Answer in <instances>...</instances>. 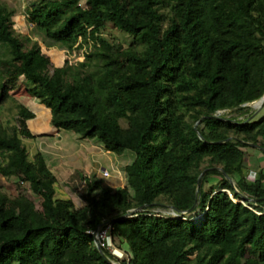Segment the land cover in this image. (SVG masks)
<instances>
[{"label": "trees", "instance_id": "obj_1", "mask_svg": "<svg viewBox=\"0 0 264 264\" xmlns=\"http://www.w3.org/2000/svg\"><path fill=\"white\" fill-rule=\"evenodd\" d=\"M14 14L0 2V75L18 63L52 126L133 159L124 187L77 171L85 203L57 199V176L24 142L36 114L17 102V123L0 122V175L21 191L0 186V264H113L88 231L146 204L113 223L114 242L127 246L122 264H264V164L249 179L244 163L249 149L264 157V114L251 118L245 105L264 95V0H39L28 9L47 47L91 42L88 66H54L38 40L16 32ZM109 24L130 35L128 47L104 36ZM11 98L1 81L0 106ZM220 110L250 112L239 120ZM210 174L221 182L205 191ZM155 207L203 215L197 223Z\"/></svg>", "mask_w": 264, "mask_h": 264}, {"label": "rangeland", "instance_id": "obj_2", "mask_svg": "<svg viewBox=\"0 0 264 264\" xmlns=\"http://www.w3.org/2000/svg\"><path fill=\"white\" fill-rule=\"evenodd\" d=\"M0 2L8 4L11 9L15 10V14L13 16L14 19L13 26L16 32L22 36H31L32 39L38 40L41 44L42 50L50 56L54 66H62L65 63L66 59H68L71 63L75 65H80L83 62L86 63L87 52L91 51L93 48L91 42L89 44L83 42L84 44L81 43L73 51L68 52V50L62 49L58 45L47 47L43 43L44 40L43 34L41 33L38 34L36 30L32 29V26L28 20L27 13H28V9L36 5L39 2V0H0ZM103 34L110 41L122 44L124 47H128L132 41L129 34L114 27L111 24H109L106 27ZM142 48L143 47L141 46L139 47L137 46L138 50H141ZM134 49H136V47H134ZM1 50L2 48H0V51ZM52 52L57 53L58 56H62L63 59L61 63H59L58 59L57 60L55 59L54 55H52ZM88 61L89 60L87 58V63H86L87 66L90 64V62ZM18 65H19L18 63L9 64L7 67L3 69V76L0 75V82L2 81L3 83L6 84L7 88L9 89V92L12 95V98L9 101H7L6 103L0 106V122L4 126H8V127H11L17 123V110H18L16 106L17 102L27 107H31V109H33V111H35V113L38 114L37 116L38 118L42 112L46 114V111H40V108L43 106L40 105L39 101L31 93V86H32L31 82L28 79L24 78L23 76H17L15 74ZM255 102L247 104L251 106V108L253 109L251 111L253 112L247 111L246 113H239L235 110H220V113H218V115H222L227 118H237L241 120V119H245L249 115V112L250 114H252L251 118L264 114V104L259 105L258 107V106H254ZM38 118H36L35 116V118L30 122L31 127L33 128L38 127L37 124L41 122L40 119L37 121V123L35 122ZM48 122L49 121L47 120V123ZM122 124L124 126L127 125L125 121H122ZM66 132L70 135L68 136L69 138L67 137ZM66 132H64L63 134L64 135L63 141L66 140L67 143L65 145L63 144L64 147H62L61 149L57 147L58 144L57 145L51 143L47 144L46 141L48 139L46 134H38L36 139L25 138L24 142L27 145L31 157L37 151L40 152L43 151L42 153L46 155L47 160L53 163L50 164V166L53 168V171L56 173L54 174L57 176V182L55 184V189H56L55 197L57 199L73 200L75 205L80 207L85 202L80 195L81 191L73 187V185L76 183L75 177L73 176L77 171H82L85 173L84 165L86 161L85 160L83 161V157L81 156L83 155L84 152L87 151V149L85 148L82 142L77 141L78 139L75 137V135H73L75 134L74 132L72 131H66ZM60 136H61L60 132L56 131L55 129L53 137L55 139H58ZM96 141L99 142L98 140ZM62 149H64V151L60 152ZM55 152L56 153L60 152V153L55 154ZM260 155L262 154H259L258 151H254L251 149L248 150L244 163L246 165L247 177L249 179H254L255 171L258 170V167L264 164V157L261 156V158L259 159ZM51 156L52 159L49 158ZM257 156L258 159H256ZM132 159L133 158L131 153H127L124 155L111 153L109 154L108 158H100L97 168L99 167L100 168L99 170H101V168L104 166L110 172V176L108 177H104L102 175V171L98 172L103 178L105 185L107 184L108 186H111L115 189L120 187V185L123 184L126 185L127 176L124 168L125 165L129 163ZM1 162H2V158L0 156V163ZM232 174L235 177L237 176L235 175V173ZM220 182H221V177L219 175L210 174L205 180L204 190L212 191L213 189H216L218 187ZM0 186L4 191H6L11 196H15L21 192L18 185L16 184L15 178L7 179L0 175ZM27 195H29L30 198H32L36 202L37 206L40 205L39 197L34 195L32 192L31 193L29 192ZM169 208L170 207H155L153 208V210L156 212H160L161 210V212L166 213L170 211ZM198 211L199 208H194V210L191 213H188L185 216L189 217L190 220L199 223L201 221V216L203 214L198 213ZM115 245L118 248L122 249L125 253H127V246L125 244L123 246H119L115 243Z\"/></svg>", "mask_w": 264, "mask_h": 264}, {"label": "crops", "instance_id": "obj_3", "mask_svg": "<svg viewBox=\"0 0 264 264\" xmlns=\"http://www.w3.org/2000/svg\"><path fill=\"white\" fill-rule=\"evenodd\" d=\"M42 105V104H40ZM43 107L40 108V111H46V117L43 118L41 120V122L39 124H37L38 127H31V121L34 119H31L28 121V125L29 128L31 130V132L36 136L35 138H31V139H36L38 134H46L47 135V144H54L57 145L58 144V148H62L64 147V145L67 143V141H63L64 140V130H57V128H55L54 126L50 125V120H51V110L49 108H47L46 106L42 105ZM30 110L33 111V109H31V107H28ZM35 113V111H33ZM36 114V118H38V114ZM47 120L49 121L47 123ZM58 131L60 132L61 136L58 139H55L53 137L54 135V131ZM67 137L70 136L67 132H66ZM75 135V137L78 139H76L78 142H82L83 145L85 146V148L87 149L86 152L83 153V155L81 157H83V161L85 160L86 163L84 165V170H85V174L86 175H90L91 173H97L99 177H101V175L98 172H101L103 169H106V167H102L101 170H99L100 168H97V165L99 163L100 158H108L109 154H111L112 152L107 151L104 146L100 143L97 142L96 140H91V139H82L80 138V136L78 134H73ZM69 138V137H68ZM64 144V145H63ZM64 151V149H62L60 152ZM43 152V151H42ZM58 152V153H60ZM55 152V154H58ZM48 163V166L51 168V170L53 171V168L50 166V164H53L51 161L47 160V157L44 153H42ZM52 159V156L49 157ZM92 161H91V160ZM55 169V167H54ZM98 170V171H97ZM54 172V171H53ZM55 173V172H54ZM56 174V173H55ZM107 185V184H106ZM108 186V185H107ZM125 186V184L120 185V187Z\"/></svg>", "mask_w": 264, "mask_h": 264}, {"label": "built area", "instance_id": "obj_4", "mask_svg": "<svg viewBox=\"0 0 264 264\" xmlns=\"http://www.w3.org/2000/svg\"><path fill=\"white\" fill-rule=\"evenodd\" d=\"M220 113V111H218ZM102 175L104 177L110 176V172L108 169L102 170ZM170 211L168 212H156L159 216H165V217H180L183 219H187L185 215H180V213L174 212V210L169 208ZM113 222L111 219L105 220L103 223H101L96 229H91L88 232L91 233L94 236V240L96 243V246L101 248L102 250H109V252L116 258V260H112L115 264H122L120 260L127 258L129 260V256L127 253H125L122 249L118 248L115 243L113 236L111 234Z\"/></svg>", "mask_w": 264, "mask_h": 264}, {"label": "water", "instance_id": "obj_5", "mask_svg": "<svg viewBox=\"0 0 264 264\" xmlns=\"http://www.w3.org/2000/svg\"><path fill=\"white\" fill-rule=\"evenodd\" d=\"M257 101H259V102H261V105H263L264 104V95L260 98V99H258V100H256V102ZM245 105H247V103L245 104ZM261 108V107H260ZM259 108V109H260ZM258 109V110H259ZM257 110V111H258ZM250 145H253V146H256L255 144H252V143H249ZM135 155H136V157H137V153L135 152ZM204 173L205 172H203L201 175H200V177H199V180L198 181H200V179L202 178V176L204 175ZM228 179L230 180V182H231V184H232V186L235 188V182L233 181V179L230 177V176H228ZM198 186H200V183H198ZM236 189V191L238 192V193H240L239 192V190L237 189V188H235ZM245 199H247L245 196H243V200H245ZM241 203L242 204H245L244 203V201H241ZM146 207H148V205L146 204V205H143V206H141V207H137V208H134V209H131L130 210V212L128 213V214H126V215H123V216H120V217H115V218H112L111 220H112V222L114 223L115 221H117V220H121V219H123V218H127V217H130V216H132L134 213H137V212H139V211H142L144 208H146ZM172 210H174V212H176V213H178L176 210H175V208H171ZM194 210V207H192L191 209H189V210H187V211H183V212H181L180 213V215H186V214H188V213H191L192 211ZM98 248V250L100 251V253L104 256V258L108 261V262H110V263H113V264H115L106 254H105V252L101 249V248H99V247H97Z\"/></svg>", "mask_w": 264, "mask_h": 264}, {"label": "bare ground", "instance_id": "obj_6", "mask_svg": "<svg viewBox=\"0 0 264 264\" xmlns=\"http://www.w3.org/2000/svg\"><path fill=\"white\" fill-rule=\"evenodd\" d=\"M259 105H261V102H259V101L254 103V106H258L259 107Z\"/></svg>", "mask_w": 264, "mask_h": 264}]
</instances>
